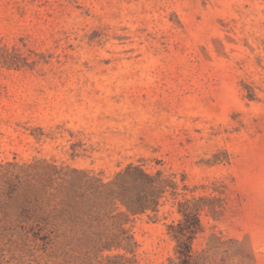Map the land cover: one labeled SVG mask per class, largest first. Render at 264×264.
<instances>
[{
	"label": "rangeland",
	"instance_id": "obj_1",
	"mask_svg": "<svg viewBox=\"0 0 264 264\" xmlns=\"http://www.w3.org/2000/svg\"><path fill=\"white\" fill-rule=\"evenodd\" d=\"M0 264H264V0H0Z\"/></svg>",
	"mask_w": 264,
	"mask_h": 264
},
{
	"label": "trees",
	"instance_id": "obj_2",
	"mask_svg": "<svg viewBox=\"0 0 264 264\" xmlns=\"http://www.w3.org/2000/svg\"><path fill=\"white\" fill-rule=\"evenodd\" d=\"M195 224L197 225V223H196V221H195ZM181 245H183V246H181V253L184 255V256H186V257H188V253H189V244H181Z\"/></svg>",
	"mask_w": 264,
	"mask_h": 264
}]
</instances>
